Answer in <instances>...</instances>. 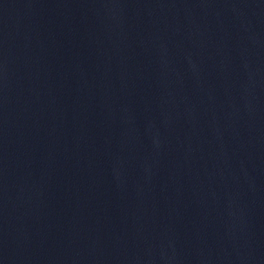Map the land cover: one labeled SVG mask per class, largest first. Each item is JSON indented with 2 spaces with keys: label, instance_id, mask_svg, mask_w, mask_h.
<instances>
[{
  "label": "water",
  "instance_id": "95a60500",
  "mask_svg": "<svg viewBox=\"0 0 264 264\" xmlns=\"http://www.w3.org/2000/svg\"><path fill=\"white\" fill-rule=\"evenodd\" d=\"M0 264H264V0H0Z\"/></svg>",
  "mask_w": 264,
  "mask_h": 264
}]
</instances>
